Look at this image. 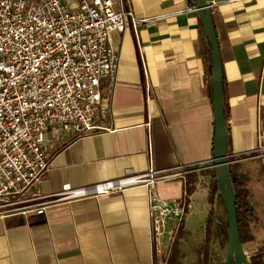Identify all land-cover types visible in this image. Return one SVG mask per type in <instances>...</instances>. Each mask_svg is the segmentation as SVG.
<instances>
[{"label":"crops","instance_id":"crops-1","mask_svg":"<svg viewBox=\"0 0 264 264\" xmlns=\"http://www.w3.org/2000/svg\"><path fill=\"white\" fill-rule=\"evenodd\" d=\"M115 1L148 21L112 33L121 61L101 121L110 129L62 143L54 167L28 197L121 177L127 169L215 157L213 61L205 56L209 41L197 4ZM214 1L230 168L239 178L253 170L264 179V0ZM216 182L211 168L159 182L154 191L165 199L186 195L190 213L201 210L206 219L222 203L227 213ZM147 205V188L137 186L54 203L43 214L34 208L0 214V264H155Z\"/></svg>","mask_w":264,"mask_h":264},{"label":"built area","instance_id":"built-area-1","mask_svg":"<svg viewBox=\"0 0 264 264\" xmlns=\"http://www.w3.org/2000/svg\"><path fill=\"white\" fill-rule=\"evenodd\" d=\"M142 21L148 20L115 0H0V214L30 208L43 214L54 203L145 186L155 264H169L190 204L186 195L165 199L154 188L215 168V159L151 165L140 173L127 169L121 177L28 197L54 167L62 143L110 129L101 121L121 61L112 33Z\"/></svg>","mask_w":264,"mask_h":264},{"label":"rangeland","instance_id":"rangeland-1","mask_svg":"<svg viewBox=\"0 0 264 264\" xmlns=\"http://www.w3.org/2000/svg\"><path fill=\"white\" fill-rule=\"evenodd\" d=\"M255 173L250 170L241 175L247 190L245 200L253 211L249 223L244 224L243 244L250 264H264V179ZM214 210L206 219L201 210L185 217L171 249L169 264H225L227 244L223 245L225 237L218 228L227 213L223 203L222 209Z\"/></svg>","mask_w":264,"mask_h":264},{"label":"water","instance_id":"water-1","mask_svg":"<svg viewBox=\"0 0 264 264\" xmlns=\"http://www.w3.org/2000/svg\"><path fill=\"white\" fill-rule=\"evenodd\" d=\"M198 12L203 23L206 39L210 43L213 61V89L215 112V147L214 159L218 190L223 198L228 215V243L225 264H250L241 238L239 216L237 210V193L230 173V165L234 162L228 153V126L224 105V75L219 49V42L215 24L213 22V9L209 0H198Z\"/></svg>","mask_w":264,"mask_h":264},{"label":"trees","instance_id":"trees-1","mask_svg":"<svg viewBox=\"0 0 264 264\" xmlns=\"http://www.w3.org/2000/svg\"><path fill=\"white\" fill-rule=\"evenodd\" d=\"M193 4H197L198 0H189ZM205 56L208 57V59L212 62V54H211V48L210 43L205 46L204 48ZM231 178L234 183V187L237 193V210H238V216H239V225H240V233L241 238L244 243V222L245 220H250L251 216L253 214V211L251 207L248 206L245 196L247 195V190L244 186V181L239 178L230 168ZM218 190V184L216 182L215 184V191ZM228 219L226 220V223L224 225V228L219 227L218 232H221V235H224L225 241H223V245H226L228 243ZM173 264V262H171ZM256 264V263H253Z\"/></svg>","mask_w":264,"mask_h":264}]
</instances>
